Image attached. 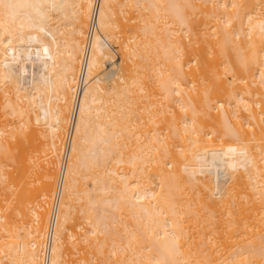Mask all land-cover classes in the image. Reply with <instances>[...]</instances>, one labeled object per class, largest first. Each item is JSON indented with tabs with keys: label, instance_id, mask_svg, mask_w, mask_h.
I'll return each instance as SVG.
<instances>
[{
	"label": "bare ground",
	"instance_id": "6f19581e",
	"mask_svg": "<svg viewBox=\"0 0 264 264\" xmlns=\"http://www.w3.org/2000/svg\"><path fill=\"white\" fill-rule=\"evenodd\" d=\"M86 54L51 264H264V0H0V264H42Z\"/></svg>",
	"mask_w": 264,
	"mask_h": 264
},
{
	"label": "built area",
	"instance_id": "2783aa9c",
	"mask_svg": "<svg viewBox=\"0 0 264 264\" xmlns=\"http://www.w3.org/2000/svg\"><path fill=\"white\" fill-rule=\"evenodd\" d=\"M87 68H88V63H87V54H86L81 64V67H80L79 77H78V81L76 85V92H75L76 97H75L74 109L72 112V118L69 123L68 131L65 135L66 137L63 143L62 156H61V161H60L59 170H58V181L56 183L57 185L56 193H55L53 208L51 212V219H50V224H49V229H48V238H47L46 246L43 251L42 264H51L52 241H53L54 232L56 228L58 208L60 205V197L62 194V190H63L65 178H66V172H67L68 162L70 159V153L72 150V143H73V137H74V131H75V117L78 111V104H79V100L82 95L83 89L87 82Z\"/></svg>",
	"mask_w": 264,
	"mask_h": 264
},
{
	"label": "rangeland",
	"instance_id": "374dc122",
	"mask_svg": "<svg viewBox=\"0 0 264 264\" xmlns=\"http://www.w3.org/2000/svg\"><path fill=\"white\" fill-rule=\"evenodd\" d=\"M138 14H139V13H138ZM137 21H138V20H137ZM114 43H115V42H114ZM115 45H116V46H114V47H115V49H117L118 46H117L116 43H115ZM116 58H117V59L119 58V53L116 55ZM118 60H119V59H118ZM109 70H110V69H108V71H109ZM39 127L41 128L42 126H39ZM41 130H43V128H42ZM39 138L42 140V139H44L45 137L40 136ZM40 139H39V143L41 144ZM45 140H46V139H45ZM45 140H44V141H45ZM35 141L38 143V139H36ZM46 142H47V141H46ZM39 143H38V144H39ZM45 144H46V143H45ZM45 144H41L42 147H43ZM43 156L45 157V155L42 153V158L40 157V159H39V161H37V163H36V161H34V163H33L34 166H33V167H35V170H34L33 167L31 168V171H32V173H33V175H32V173H31V176H32L31 179H33V182L36 180V178L38 177V175L40 176V173H38V171L41 172V171L43 170L44 163L46 164V160H44V157H43ZM58 157H59V156H58ZM35 163H36V165H35ZM56 163H57V164H55V165H56L57 168H55V169H56L55 176H56L57 171H58V166H57V165H58V161H57V160H56ZM36 167H37V168H36ZM32 169H33V170H32ZM35 171H37V172L35 173ZM34 175H35V177H34ZM56 178H57V177H56ZM54 181H56L55 178H54ZM36 183L38 184V180H36V182H35L34 185H36ZM53 185L55 186V183H54ZM51 201H52V197H51V199L49 200V202L51 203ZM50 203L47 205V206H48V210H49V208H50ZM98 211H100L99 208H98ZM19 221H20V219H19ZM78 231L81 232V230H79V229H78ZM78 246H79V245H78ZM79 247H80V246H79ZM75 249H76V247H75ZM71 250H72L71 252L74 251L75 254H73V256H72V254H71L70 257H73V259L75 258V261L78 262V259H76V256H77V255H80V253H79L80 250L77 251V250H74V248H71ZM69 255H70V254H69ZM74 255H75V256H74ZM77 258H78V257H77ZM69 260H70V259H69ZM71 260H72V259H71ZM71 260H70V262H69L70 264H72V261H71ZM73 262H74V261H73ZM74 263H76V262H74ZM74 263H73V264H74Z\"/></svg>",
	"mask_w": 264,
	"mask_h": 264
}]
</instances>
